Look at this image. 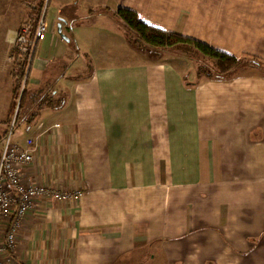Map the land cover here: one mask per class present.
<instances>
[{
    "label": "crops",
    "instance_id": "crops-1",
    "mask_svg": "<svg viewBox=\"0 0 264 264\" xmlns=\"http://www.w3.org/2000/svg\"><path fill=\"white\" fill-rule=\"evenodd\" d=\"M29 2H45L47 31L28 88L63 107L22 117L16 143H36L23 179L79 197L34 199L15 260L264 264V77L248 65L232 79L189 80L191 60L151 59L110 15L132 10L216 51L264 59V0H0L21 19L4 40L29 20ZM1 99L7 121L13 90Z\"/></svg>",
    "mask_w": 264,
    "mask_h": 264
},
{
    "label": "trees",
    "instance_id": "trees-1",
    "mask_svg": "<svg viewBox=\"0 0 264 264\" xmlns=\"http://www.w3.org/2000/svg\"><path fill=\"white\" fill-rule=\"evenodd\" d=\"M29 20L19 29L29 25V37L34 40L36 29L44 20L45 2H29ZM115 24L129 45L145 53L153 60H159L166 55H175L188 58L194 64L199 80L206 79L227 80L235 78L240 71L252 65L264 77V59L254 55L235 57L228 55L210 46L183 36L180 33L167 32L162 29L143 23L137 13L132 10L119 8L110 12ZM39 41L29 54H23L18 48H12L11 78L13 81L12 113L17 110V118H32L44 106L52 109L63 107L61 98L43 93V89L31 90L28 88L29 75ZM51 96V97H50ZM10 119L7 120L9 122Z\"/></svg>",
    "mask_w": 264,
    "mask_h": 264
},
{
    "label": "built area",
    "instance_id": "built-area-1",
    "mask_svg": "<svg viewBox=\"0 0 264 264\" xmlns=\"http://www.w3.org/2000/svg\"><path fill=\"white\" fill-rule=\"evenodd\" d=\"M29 30V25L23 27L13 41V48H18L23 54H29L36 42L45 38L47 26L42 19L34 40L29 37ZM14 119H17V110ZM35 149L34 139L20 144L12 142L9 136L0 153V264H19L13 256L17 248V232L34 199L68 200L79 197L78 192L69 189L25 182L23 171L33 162Z\"/></svg>",
    "mask_w": 264,
    "mask_h": 264
},
{
    "label": "rangeland",
    "instance_id": "rangeland-1",
    "mask_svg": "<svg viewBox=\"0 0 264 264\" xmlns=\"http://www.w3.org/2000/svg\"><path fill=\"white\" fill-rule=\"evenodd\" d=\"M47 3V0H46ZM18 16V13H9L5 14L4 12H0V96L1 97H7V95L13 90L12 86V78H11V70H12V59L10 57V52L14 46V43L4 40L6 36V31L9 25L16 26L18 25L19 21L21 19H16ZM58 26H60L58 24ZM19 31V30H18ZM17 33V32H16ZM16 37V34H15ZM14 37V38H15ZM45 42L41 43L43 46ZM47 43V41H46ZM168 56V55H166ZM165 57V56H164ZM166 58V57H165ZM183 69L189 70V73L187 74V78L189 80H193L196 76L194 74V71L196 69L194 68L193 62L188 63L187 65H184ZM78 71L76 70V66L71 68L69 70V74H77ZM190 74V75H189ZM205 78V76H203ZM11 90V91H10ZM9 92V93H8ZM6 104L5 100H0V104ZM49 107H46L42 113V115H50V119H54V114L50 110H47ZM2 112H5V108L3 106H0V114ZM16 113V110L13 111V115L9 122L4 121L5 119H0V153L7 142L9 136L10 140L12 142H16L18 139V136L20 133L25 135L27 130V124H25V120L23 118H17L14 119V115ZM40 119V118H38Z\"/></svg>",
    "mask_w": 264,
    "mask_h": 264
},
{
    "label": "water",
    "instance_id": "water-1",
    "mask_svg": "<svg viewBox=\"0 0 264 264\" xmlns=\"http://www.w3.org/2000/svg\"><path fill=\"white\" fill-rule=\"evenodd\" d=\"M59 31L61 32V27L59 26ZM63 38H65L66 40H69L67 37H65L64 35H62Z\"/></svg>",
    "mask_w": 264,
    "mask_h": 264
}]
</instances>
